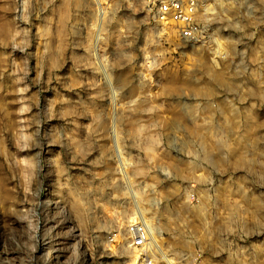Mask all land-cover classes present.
Here are the masks:
<instances>
[{
    "label": "rangeland",
    "instance_id": "rangeland-1",
    "mask_svg": "<svg viewBox=\"0 0 264 264\" xmlns=\"http://www.w3.org/2000/svg\"><path fill=\"white\" fill-rule=\"evenodd\" d=\"M150 1L0 0V264H264V0Z\"/></svg>",
    "mask_w": 264,
    "mask_h": 264
},
{
    "label": "built area",
    "instance_id": "built-area-1",
    "mask_svg": "<svg viewBox=\"0 0 264 264\" xmlns=\"http://www.w3.org/2000/svg\"><path fill=\"white\" fill-rule=\"evenodd\" d=\"M216 2L236 9H249V0H151L150 4L158 22L171 23L177 37L194 46L207 43L210 27L204 20L213 15L206 10L213 7ZM127 231L131 247L144 248L147 243L144 225H130Z\"/></svg>",
    "mask_w": 264,
    "mask_h": 264
},
{
    "label": "bare ground",
    "instance_id": "bare-ground-1",
    "mask_svg": "<svg viewBox=\"0 0 264 264\" xmlns=\"http://www.w3.org/2000/svg\"><path fill=\"white\" fill-rule=\"evenodd\" d=\"M230 7V6H229ZM206 12H210L213 16H215L216 12L217 13H221L223 16L227 17V13H228V6L222 4L221 2H216L214 4L213 7H210L206 10ZM249 13V12H247ZM235 157H238V155L236 154ZM239 158V157H238ZM141 223H143L145 225V227L147 228L146 222L142 221Z\"/></svg>",
    "mask_w": 264,
    "mask_h": 264
}]
</instances>
